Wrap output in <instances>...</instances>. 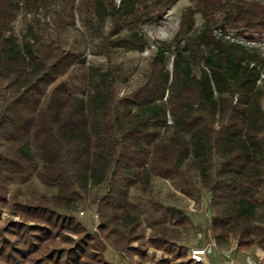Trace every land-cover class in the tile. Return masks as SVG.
Returning <instances> with one entry per match:
<instances>
[{
    "label": "trees",
    "instance_id": "obj_1",
    "mask_svg": "<svg viewBox=\"0 0 264 264\" xmlns=\"http://www.w3.org/2000/svg\"><path fill=\"white\" fill-rule=\"evenodd\" d=\"M54 1L0 0V207L20 219L0 228V264H116L105 258L108 247L138 252L133 244L144 243L146 231L131 190L147 196L154 179L192 187L199 201L210 194L209 231L221 249H264V55L212 35L214 26L264 33V4L196 0L173 40L158 48L145 84L119 97L112 67L89 69L81 95L72 89L69 75L86 68L84 55L66 49L61 33L46 40L36 19ZM62 1L59 31L77 15L108 57L145 51L143 26L161 23L180 0ZM22 12L34 20L20 37L14 27ZM197 15L203 30L190 36ZM163 128L172 131L169 139L160 136ZM32 175L55 194L10 196L8 180ZM92 190L104 191L95 200L97 233L73 217ZM149 204L170 216L169 225L158 218L150 228L149 245L173 259L159 264H194L180 244L194 227L189 215Z\"/></svg>",
    "mask_w": 264,
    "mask_h": 264
},
{
    "label": "rangeland",
    "instance_id": "obj_2",
    "mask_svg": "<svg viewBox=\"0 0 264 264\" xmlns=\"http://www.w3.org/2000/svg\"><path fill=\"white\" fill-rule=\"evenodd\" d=\"M83 0H76V6H79ZM119 3L120 0H114ZM264 4V0H257ZM63 1L55 0L50 7L43 9L36 16L46 32V40L54 41L61 33L63 45L66 49L75 46L78 52L84 55L86 60V68L79 67L74 69L68 78L72 89L79 95L85 90L89 69L96 68L103 71L112 67L117 73V91L119 97H123L143 86L151 71V62L163 42H170L179 30L181 16L188 7H195L196 0H180L166 15L165 19L159 24H147L143 26V33L149 40V46L143 52H125L122 50L111 51L110 55L103 56L100 54V39L97 35L85 27L84 22L77 15L74 20H69L68 25L61 30L58 29L56 23V14L62 9ZM218 16V15H217ZM216 16V17H217ZM34 20L33 15H27L22 12L15 22L14 31L20 37L25 33L28 24ZM204 20L201 15L196 16L195 29L189 33L195 36L203 30ZM110 23L106 24L108 31ZM214 38L219 39L228 36L234 42L244 43L255 46L260 49L264 55V33H252L245 28L221 27L214 26L212 29ZM255 41L257 43H253ZM169 61L167 69L173 70V55L167 53ZM198 74L199 71L197 70ZM264 107V102H263ZM169 121V118H168ZM168 125H172L168 122ZM160 136L169 139L172 131L166 129L159 130ZM190 179L195 186L200 187V178L197 171L189 168L187 170ZM10 185V196H17L21 200H33L39 196L46 195L48 197L55 194V189L45 186L41 183L36 175L29 176L25 179L8 180ZM104 194V191L98 193L92 190L86 202L82 203L78 210L73 214L76 221L84 224L88 229L97 233L99 220L97 216L96 198ZM199 193L196 189L185 186L180 183H171L162 179H154L152 190L147 196H144L139 189H132L130 199L133 203L139 204L140 214L143 221V228L146 231V239L144 243L133 244L134 248H138V252H115L108 247L105 258L116 264H159L162 260H173L171 255L163 251L156 250L148 243V238L152 233L151 224L154 220L160 219L162 223L169 225L170 216L159 213L150 204L149 200L159 202L166 206H174L189 215L194 227L184 235L183 241L180 243L187 248V261L189 252L198 246L206 243L208 236L211 235L209 227L213 221V212L210 208L211 196L207 192H202L199 201ZM84 213V216L81 213ZM258 217L264 220V212L259 211ZM10 221L20 222V219L13 216L8 209L0 207V228ZM97 228V231L95 229ZM145 252L146 256L142 257ZM222 260V261H221ZM222 259L220 255L213 259L214 263L229 264V261ZM179 262V261H177Z\"/></svg>",
    "mask_w": 264,
    "mask_h": 264
},
{
    "label": "built area",
    "instance_id": "obj_3",
    "mask_svg": "<svg viewBox=\"0 0 264 264\" xmlns=\"http://www.w3.org/2000/svg\"><path fill=\"white\" fill-rule=\"evenodd\" d=\"M224 38L234 42L226 35ZM81 215L84 216V213L82 212ZM96 218H98V216H96ZM95 231H97V228ZM218 255H220L222 259L229 261V264H264L263 248L256 247L253 251H247L240 250L237 244H233L228 249H221L211 235L208 236L205 244L191 249L189 252V258L194 264H217L213 262V259Z\"/></svg>",
    "mask_w": 264,
    "mask_h": 264
},
{
    "label": "crops",
    "instance_id": "obj_4",
    "mask_svg": "<svg viewBox=\"0 0 264 264\" xmlns=\"http://www.w3.org/2000/svg\"><path fill=\"white\" fill-rule=\"evenodd\" d=\"M250 251H253V250H250ZM222 261V260H221ZM224 261V260H223ZM222 264H225L224 262Z\"/></svg>",
    "mask_w": 264,
    "mask_h": 264
}]
</instances>
